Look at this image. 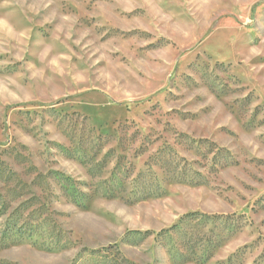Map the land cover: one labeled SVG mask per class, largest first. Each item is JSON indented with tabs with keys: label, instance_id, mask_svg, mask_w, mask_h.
<instances>
[{
	"label": "rangeland",
	"instance_id": "obj_1",
	"mask_svg": "<svg viewBox=\"0 0 264 264\" xmlns=\"http://www.w3.org/2000/svg\"><path fill=\"white\" fill-rule=\"evenodd\" d=\"M0 264H264V0H0Z\"/></svg>",
	"mask_w": 264,
	"mask_h": 264
}]
</instances>
